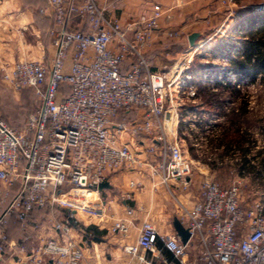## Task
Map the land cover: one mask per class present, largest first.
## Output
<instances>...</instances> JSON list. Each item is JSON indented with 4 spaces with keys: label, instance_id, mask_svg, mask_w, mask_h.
<instances>
[{
    "label": "built area",
    "instance_id": "obj_1",
    "mask_svg": "<svg viewBox=\"0 0 264 264\" xmlns=\"http://www.w3.org/2000/svg\"><path fill=\"white\" fill-rule=\"evenodd\" d=\"M48 3L55 22V56L49 62L23 61L0 69L5 84L33 90L40 102L23 130L0 116V182L6 186L0 191V256L10 246V219L25 221L35 209H55L63 188L92 190L115 173L147 166L153 175H162L168 188L173 181L191 192L194 162L183 152L179 124L182 93L194 79L193 56L163 72L152 71L148 52L160 13L124 28L98 0ZM209 79L213 81L205 77ZM171 86L177 88L176 100L168 91ZM196 95L193 88L187 97ZM135 112L139 114L133 116ZM167 124H172L174 139ZM130 137L142 140L141 150L133 149ZM254 140L252 136V145L260 148ZM232 153L239 156L235 149ZM243 196V179L227 188L206 180L194 205L182 206L179 221L190 233L186 244L145 222L137 243L126 252L141 264H264V207L255 202L243 210ZM53 227L59 236L32 249L28 263L82 264L84 249L71 237L69 223L55 220ZM114 231L128 234L129 226L119 221ZM195 244L201 251L192 258Z\"/></svg>",
    "mask_w": 264,
    "mask_h": 264
},
{
    "label": "crops",
    "instance_id": "obj_2",
    "mask_svg": "<svg viewBox=\"0 0 264 264\" xmlns=\"http://www.w3.org/2000/svg\"><path fill=\"white\" fill-rule=\"evenodd\" d=\"M98 1L109 11L108 16L118 19L124 28L141 17L161 14L159 28L155 31L154 42L148 52L155 73L169 69L178 54L190 49V36L195 33L201 35L202 27L214 15L210 8L212 2L208 0ZM41 10H45V13H41ZM82 28L85 31L89 29L87 25ZM54 30L55 22L48 0H0V69L5 64L13 65L23 61L49 62L56 53L53 46ZM125 67L127 69L128 64ZM213 75L214 71L211 73L208 70V77L214 79L216 75ZM2 83L0 76V96L6 93L1 87ZM11 98L15 106L21 104V98L16 93H11ZM136 114L139 113L135 112L133 116ZM206 140L208 144L209 138ZM254 141L259 146L264 143V139L257 138ZM219 147L224 151L223 157L219 160L210 158L207 164L194 169L190 178V193L182 191L173 181L168 188L161 182L162 175H153L145 166L109 176L111 188L102 192L95 188L90 190L97 194L94 198L81 193L86 196L79 206L86 212L81 214L85 218H81L80 223L74 220L77 214L72 206L65 212L66 219L61 218L63 209L59 206L55 209H36L25 221L12 217L6 226L10 246L6 254L0 256V264H30L28 256L32 249L59 236L53 227L55 220L69 223L71 237L84 249L85 259L82 264H141L138 258L127 254L126 247L137 243L142 225L151 222L161 235L179 236L174 223L180 218L182 206L191 208L199 196L202 183L213 178L225 188L243 179L242 209L248 211L255 202L262 203L264 207V150L252 155V144L245 145L244 152L234 147L232 150L235 149L239 155L235 157L229 146ZM215 166L222 172L220 176L215 177L212 173ZM5 188L0 182V191ZM119 221L128 224V234L114 231ZM200 251V245L195 244L190 252L191 257H198ZM166 257L173 259L167 252ZM46 264L55 263L49 260Z\"/></svg>",
    "mask_w": 264,
    "mask_h": 264
},
{
    "label": "rangeland",
    "instance_id": "obj_3",
    "mask_svg": "<svg viewBox=\"0 0 264 264\" xmlns=\"http://www.w3.org/2000/svg\"><path fill=\"white\" fill-rule=\"evenodd\" d=\"M208 1L212 2L210 8L214 15L202 27V34L195 46L191 47L190 52H181L173 62L174 65L179 60L182 61L193 56L190 74L194 79L193 83L189 84L182 93L184 94L182 101L185 105L182 110V122L179 126L182 129L180 137L183 152L185 156L192 159L193 162L195 161L194 169L207 164L210 158L219 160L223 157L224 151L219 147L217 140L234 120L239 121L248 129L254 139H264V74L244 79L237 85L238 78L227 72L230 60L235 57L243 58L246 55L244 43L250 39L252 33L255 34L261 28V18L264 17V0ZM28 41L30 40L28 39ZM205 49L208 51L202 53ZM22 60L27 59L23 58ZM210 67L214 69L211 70V73L214 71L216 75V79L214 78L212 81L214 83L205 80ZM230 82L232 86L237 85L236 90L238 91L229 88L228 83ZM1 87L6 93L0 96V116L14 129L23 130L32 112L37 110L40 105L38 97L31 89L17 90L5 83H2ZM193 88L197 95L194 99H188L187 96ZM176 90L177 88L174 86L168 89L175 100ZM11 93L20 96V105L15 106ZM246 101L250 103L245 107ZM167 125L166 131L169 137L174 139V134L171 131L172 124ZM130 138L133 149L141 150L138 139L136 138L135 141L134 137ZM207 138H209L208 144ZM252 146V155H257L260 150H264L262 144L258 149L255 145ZM217 168L215 166L212 171L215 177L222 173ZM210 180L220 182L215 178ZM83 192L92 198L97 195L90 190L82 191L73 187L61 190L59 203V208L63 209L61 218L65 217L66 219L65 212H68L67 208L72 207L76 210L77 215L74 220L77 223H80L81 218H85L81 214L86 211L79 206L82 205L86 196L83 195Z\"/></svg>",
    "mask_w": 264,
    "mask_h": 264
},
{
    "label": "trees",
    "instance_id": "obj_4",
    "mask_svg": "<svg viewBox=\"0 0 264 264\" xmlns=\"http://www.w3.org/2000/svg\"><path fill=\"white\" fill-rule=\"evenodd\" d=\"M261 23V28L255 34L252 33L250 39L244 43L246 55L243 58H232L229 62L227 72L234 74L238 78L237 85L244 79L255 78L264 74V17L261 18ZM212 69L210 67V70ZM228 85L229 88L238 91L236 90L237 85L232 86L231 82ZM67 90L66 88L65 91ZM245 103L246 107L250 102L246 101ZM217 141L219 142V146L226 145L231 150L235 147L237 150L244 152V146L252 144V136L248 129L241 125L239 121L234 120L231 126L225 128Z\"/></svg>",
    "mask_w": 264,
    "mask_h": 264
},
{
    "label": "water",
    "instance_id": "obj_5",
    "mask_svg": "<svg viewBox=\"0 0 264 264\" xmlns=\"http://www.w3.org/2000/svg\"><path fill=\"white\" fill-rule=\"evenodd\" d=\"M199 37H200V34H198V33H195L192 36H190L189 43H190L191 47L195 46ZM110 188H111V185H110V182L108 180H105L104 182L99 184L97 187H95V189H97L99 192H102L103 190L110 189ZM174 227H175L177 234L182 239V242L184 244H186L190 238L189 231L181 224V222L179 220L175 221Z\"/></svg>",
    "mask_w": 264,
    "mask_h": 264
},
{
    "label": "bare ground",
    "instance_id": "obj_6",
    "mask_svg": "<svg viewBox=\"0 0 264 264\" xmlns=\"http://www.w3.org/2000/svg\"><path fill=\"white\" fill-rule=\"evenodd\" d=\"M208 51V49H205V50H203V52L202 53H206ZM213 73V72H212ZM229 80V79H228Z\"/></svg>",
    "mask_w": 264,
    "mask_h": 264
}]
</instances>
